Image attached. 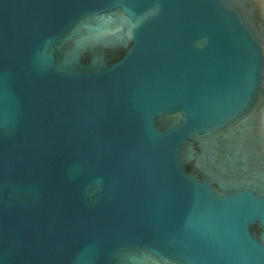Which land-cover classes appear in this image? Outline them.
Returning a JSON list of instances; mask_svg holds the SVG:
<instances>
[{
  "label": "water",
  "instance_id": "95a60500",
  "mask_svg": "<svg viewBox=\"0 0 264 264\" xmlns=\"http://www.w3.org/2000/svg\"><path fill=\"white\" fill-rule=\"evenodd\" d=\"M0 264H264V0H0Z\"/></svg>",
  "mask_w": 264,
  "mask_h": 264
}]
</instances>
